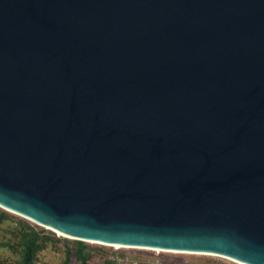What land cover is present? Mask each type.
<instances>
[{"label":"water","instance_id":"1","mask_svg":"<svg viewBox=\"0 0 264 264\" xmlns=\"http://www.w3.org/2000/svg\"><path fill=\"white\" fill-rule=\"evenodd\" d=\"M0 207L264 264V0H0Z\"/></svg>","mask_w":264,"mask_h":264},{"label":"rangeland","instance_id":"2","mask_svg":"<svg viewBox=\"0 0 264 264\" xmlns=\"http://www.w3.org/2000/svg\"><path fill=\"white\" fill-rule=\"evenodd\" d=\"M236 264L227 259L107 246L61 237L0 208V264Z\"/></svg>","mask_w":264,"mask_h":264},{"label":"bare ground","instance_id":"3","mask_svg":"<svg viewBox=\"0 0 264 264\" xmlns=\"http://www.w3.org/2000/svg\"><path fill=\"white\" fill-rule=\"evenodd\" d=\"M0 208H2V207H0ZM6 210V209H5ZM8 211V210H7ZM9 212H11V211H9ZM11 213H13V214H16V213H14V212H11ZM16 215H18V214H16ZM18 216H21V215H18ZM22 217V216H21ZM59 234V233H58ZM61 237H64V238H69V237H66V236H64V235H61V234H59ZM71 239V238H70ZM83 242H90V241H83ZM92 243H94V242H92ZM96 244H101V243H96ZM101 245H104V244H101ZM107 246H115V247H122V246H116V245H107ZM123 248H137V247H123ZM137 249H143V250H146L145 248H137ZM148 250H153V249H148ZM155 251H159V250H155ZM163 252H170V253H179V254H193V255H204V256H212V257H219V258H224V259H227V260H229V261H231V262H233V263H236V264H242V263H239V262H237V261H234V260H231V259H228V258H225V257H221V256H216V255H209V254H201V253H188V252H174V251H163Z\"/></svg>","mask_w":264,"mask_h":264},{"label":"trees","instance_id":"4","mask_svg":"<svg viewBox=\"0 0 264 264\" xmlns=\"http://www.w3.org/2000/svg\"><path fill=\"white\" fill-rule=\"evenodd\" d=\"M23 264H31V256H30V254H28L25 257V260H24V263Z\"/></svg>","mask_w":264,"mask_h":264}]
</instances>
